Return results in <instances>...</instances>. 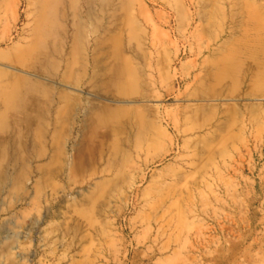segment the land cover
Listing matches in <instances>:
<instances>
[{
    "label": "rangeland",
    "instance_id": "rangeland-1",
    "mask_svg": "<svg viewBox=\"0 0 264 264\" xmlns=\"http://www.w3.org/2000/svg\"><path fill=\"white\" fill-rule=\"evenodd\" d=\"M4 3L0 264H264V0Z\"/></svg>",
    "mask_w": 264,
    "mask_h": 264
},
{
    "label": "bare ground",
    "instance_id": "bare-ground-1",
    "mask_svg": "<svg viewBox=\"0 0 264 264\" xmlns=\"http://www.w3.org/2000/svg\"><path fill=\"white\" fill-rule=\"evenodd\" d=\"M4 0H0V8L1 7H3L4 6ZM48 10V9H47ZM222 16L223 17H226V18H229V20L230 21H234L235 20V18H236V13H235V11H234V9L232 8V7H230V9H228V10H226V9H224L223 8V10H222ZM37 29V28H36ZM228 34H227V32H225V31H222L220 34H218V36L217 37H220L221 39L223 38V37H225V36H227ZM94 62V63H93ZM92 63H93V65H95V61H94V59H92ZM89 67V66H88ZM94 77V76H93ZM24 109V108H23ZM6 112V111H5ZM22 113V112H21ZM21 115V114H20ZM28 117V116H27ZM27 117L25 116L24 117V120H28L27 119ZM23 121V120H22ZM5 129V128H4ZM22 134V133H21ZM5 149V148H4ZM6 150V149H5ZM75 151H76V153H77V155H79V150H77L76 148H75ZM10 154V153H9ZM77 162H78V164L80 165V164H85V161H84V158H82V157H77ZM4 163V162H3Z\"/></svg>",
    "mask_w": 264,
    "mask_h": 264
}]
</instances>
